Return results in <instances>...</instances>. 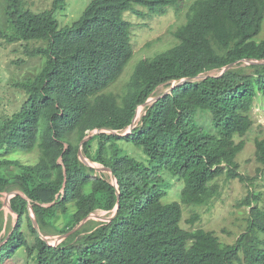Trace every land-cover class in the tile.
Listing matches in <instances>:
<instances>
[{
	"label": "trees",
	"instance_id": "16d2710c",
	"mask_svg": "<svg viewBox=\"0 0 264 264\" xmlns=\"http://www.w3.org/2000/svg\"><path fill=\"white\" fill-rule=\"evenodd\" d=\"M0 1L8 18V32L0 35L41 61L37 72L13 84L24 95L19 108L0 114V193L19 192L10 198L17 217L0 236V264L22 245L36 264H264V206L251 189L242 201L250 207L247 226L232 244L181 224L183 205L205 206L218 196L217 178L250 180L236 161L245 142L235 138L252 127L255 98L264 100V63L243 62L264 60V39H255L264 0H193L172 33L175 43L138 61L120 92L110 88L133 55L125 11L136 5L154 16L167 6L179 10L182 0H90L63 26L55 11L65 0H52L44 10L29 8L26 0ZM28 40L39 45L27 48ZM198 74L205 77L145 106L131 132H101L82 145L86 158L111 170L116 187L109 173L78 159L79 143L92 129L122 133L137 106L159 88ZM202 115L208 120L200 124ZM129 144L145 160L130 154ZM254 146L262 173L264 136ZM34 151L37 157L26 162L24 155ZM165 176L182 182L179 201H161L169 186ZM20 193L44 235L66 233L93 211L111 213L116 204L118 210L110 221L88 219L50 245L34 229ZM199 218L194 212L187 222Z\"/></svg>",
	"mask_w": 264,
	"mask_h": 264
},
{
	"label": "rangeland",
	"instance_id": "374dc122",
	"mask_svg": "<svg viewBox=\"0 0 264 264\" xmlns=\"http://www.w3.org/2000/svg\"><path fill=\"white\" fill-rule=\"evenodd\" d=\"M89 1L90 0H65V8L55 11V17L59 25L63 26L75 20ZM192 1L193 0H182L179 10L167 6L163 14H155L154 16H148V10L146 8L136 5L133 6V11H142L144 14L137 15L133 11H125L123 19L130 23V42L133 55L124 68L119 80L110 90L120 92L124 81L128 80L138 61L144 57L154 55L175 43L172 33L178 25L185 22L186 12ZM1 3L3 2L0 1V31L7 34L8 18ZM26 4L33 10H44L51 8L52 0H26ZM255 39H264V19L262 21L261 30L256 35ZM28 41L29 43L26 44L27 48H33L39 45L37 41ZM40 63V60L30 58L26 54L25 48L20 46L19 43L8 41L7 38L0 35L1 115L12 114L19 108L24 95H22L21 91L13 84L37 72L40 68ZM218 73L217 71H212L210 74L215 75ZM163 90H165V88H159L156 93L158 94ZM137 112L140 114H138L137 119L135 118V122L140 118L142 110L139 108ZM251 117L253 119V125L250 130L244 136L235 138L236 141L243 139L245 142L243 150L236 157V161L239 164V171L250 180L243 183L238 179H227L225 176L217 178L216 182L220 186V192L217 197L210 200L205 206H182L181 224L183 227H196L213 231L220 241L232 244L247 226L250 207L242 203L248 195L247 190H253L259 198L257 204L264 206V172H258L257 168L259 165L254 159L255 139L264 136V100L261 99L260 96H257L254 100ZM197 120L200 124L206 123L208 117L207 115H202L197 117ZM123 132H128V128L122 131V133ZM130 146L134 149L125 146L130 154L138 159H142L144 156L145 160L146 157L140 148L133 145ZM36 157L37 151H34L30 154H25L24 160L31 163ZM165 182H167L169 186L167 188V194L161 198V201L163 203L179 201V192L182 187V182L169 176H165ZM5 196V193H0V199L2 201ZM253 205L255 204L253 203ZM0 211L2 217H4L5 226L2 232H0V236H5L15 224L16 216L9 211L6 206H3ZM193 211L198 213L200 218L198 221H195L194 224H189L187 219L194 213ZM95 214L100 217L96 219L95 216H93L91 219L98 222H102L101 219H103V217H109L111 215V213L104 211H96ZM76 230H78V228ZM56 236L58 235L48 237L50 243H56ZM11 250L12 252H9L11 257L8 258L4 264H36L35 255H31V253L28 254L26 246L24 247V245H22L18 248H11Z\"/></svg>",
	"mask_w": 264,
	"mask_h": 264
},
{
	"label": "water",
	"instance_id": "95a60500",
	"mask_svg": "<svg viewBox=\"0 0 264 264\" xmlns=\"http://www.w3.org/2000/svg\"><path fill=\"white\" fill-rule=\"evenodd\" d=\"M243 62H245L247 64H261V63H264V60H248V59H243ZM233 64H234V62L225 65L222 68V70L220 71V74H222L225 70H227L228 68H230ZM202 77H205V75L198 74L195 77L182 78V79H180L177 82H173V84L168 89L163 90L162 92L158 93L157 95H153V96L149 97L143 104L138 105L137 108H136V112H137V110L139 108L142 110L145 106L151 105L153 102H155L156 100H158L162 96L170 93L171 90H172V88L174 86L180 85V84L184 83L187 80H196V79H200ZM135 118H136V114L134 115L131 124L128 126V132L121 133V132H118V131H115V130H111V129H108V128L97 127V128L92 129L90 132H88V134L86 135V137H84V139L82 141H80V143H79V147H78V150H77L78 159L83 164H85V165H87L89 167H92L97 172H100V173H102V172L109 173L110 174V177H111L112 185L115 186V187H116L117 182H116V178L112 174L111 170L108 167H105V166H102V165L97 164L95 162H92L88 158H86L84 156V154L82 153V145L85 142H87L88 140H90L95 134H98V133H101V132H107V133H111V134H115V135H121V136H123V135L131 132L132 128L134 127ZM17 193H19L17 190H12V191L5 192L6 196H5L4 200L2 201L3 206H6L11 212H12V208L10 206L9 200H10L11 197L15 196ZM20 194L22 195V197H24L25 200H27L29 207H31L28 198L23 193H20ZM117 194H119V193L117 192ZM117 210H118V204H116V206L113 208V210L111 212V215L109 217H103V219H101V221L102 222H108V221H110L116 215ZM93 216H95L96 219L100 217V216L96 215L95 212L93 211L92 213H89L87 216H85L82 219V222L80 223V225L82 223H84L86 220L91 219ZM32 225H33L34 229L36 230V232H38L39 235L43 239H46L47 241L49 240L48 237H44L43 234L40 233L38 224H37L34 216H32ZM80 225H78L76 228H74V229H72V230H70V231H68V232H66L64 234H59L58 236H56L55 240L57 241V243L59 241L63 240L67 235H69L70 233H72L74 230H76Z\"/></svg>",
	"mask_w": 264,
	"mask_h": 264
},
{
	"label": "clouds",
	"instance_id": "9594fccd",
	"mask_svg": "<svg viewBox=\"0 0 264 264\" xmlns=\"http://www.w3.org/2000/svg\"><path fill=\"white\" fill-rule=\"evenodd\" d=\"M136 113H137V112H136ZM134 122H135V121H134ZM4 193H5V192H4ZM1 194H3V193H1ZM26 201H27V200H26ZM9 203H10V200H9ZM29 203H30V201H29ZM27 205H28V202H27ZM30 205H31V204H30ZM2 207H3V204H2V206H1V208H2ZM28 207H29V205H28ZM1 208H0V209H1ZM29 209H30V216H31V215L34 216V215H33V212H32V206L29 207ZM9 211H10V210H9ZM104 212H105V211H104ZM12 213H14V212L12 211ZM14 214H15V213H14ZM15 216L17 217L16 214H15ZM32 216H31V218H32ZM34 218H35V217H34ZM2 219H3V228H4V227H5V226H4V217H2ZM15 220H16V218H15ZM2 230H3V229H2ZM1 232H2V231H1ZM40 233H41V232H40ZM38 234H39V233H38ZM63 234H64V233H63ZM55 235H59V234H55ZM43 236H44V237H49V236H53V235H44V234H43ZM41 238H42V237H41ZM42 239H43V238H42ZM44 240H46V239H44ZM61 241H62V240H61ZM46 242H47L48 244H50V245H57L60 241H59L58 243H57V241H56V243H54V244H53V243H50L49 240H48V241L46 240Z\"/></svg>",
	"mask_w": 264,
	"mask_h": 264
},
{
	"label": "bare ground",
	"instance_id": "6f19581e",
	"mask_svg": "<svg viewBox=\"0 0 264 264\" xmlns=\"http://www.w3.org/2000/svg\"><path fill=\"white\" fill-rule=\"evenodd\" d=\"M138 114H140L139 112L136 113V119L138 118Z\"/></svg>",
	"mask_w": 264,
	"mask_h": 264
}]
</instances>
